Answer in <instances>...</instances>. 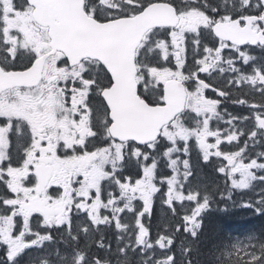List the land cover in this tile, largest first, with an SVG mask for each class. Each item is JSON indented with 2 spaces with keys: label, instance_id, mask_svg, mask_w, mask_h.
Instances as JSON below:
<instances>
[{
  "label": "snow or ice",
  "instance_id": "6c2138e0",
  "mask_svg": "<svg viewBox=\"0 0 264 264\" xmlns=\"http://www.w3.org/2000/svg\"><path fill=\"white\" fill-rule=\"evenodd\" d=\"M237 192L264 218V0H0V264H193Z\"/></svg>",
  "mask_w": 264,
  "mask_h": 264
},
{
  "label": "trees",
  "instance_id": "16d2710c",
  "mask_svg": "<svg viewBox=\"0 0 264 264\" xmlns=\"http://www.w3.org/2000/svg\"><path fill=\"white\" fill-rule=\"evenodd\" d=\"M210 2L218 4L222 0H210ZM190 161L194 172L192 177L194 184L207 185L209 190H212L214 185L222 184L218 174L210 168L211 165L205 164L199 158L195 147L191 149ZM162 171L167 172V169L162 166ZM237 196V202H240L242 196L240 194ZM217 209H220L219 205L214 204L211 210L204 215L200 238L193 245L194 252L191 257L193 264H219L217 251L223 244L229 240L243 239L249 233L261 234L264 232V218L256 217L250 210L246 212V209L237 204L235 207L228 208L227 212ZM161 216L162 212L157 203L151 221L153 230L161 222ZM60 247L63 251L64 246L60 245Z\"/></svg>",
  "mask_w": 264,
  "mask_h": 264
},
{
  "label": "flooded vegetation",
  "instance_id": "af4514ba",
  "mask_svg": "<svg viewBox=\"0 0 264 264\" xmlns=\"http://www.w3.org/2000/svg\"><path fill=\"white\" fill-rule=\"evenodd\" d=\"M211 3V2H210ZM221 3V2H220ZM213 83H219V81L218 80H214L213 81ZM209 95H214L213 93H211L210 91H209V93H208ZM229 109L231 110V105L229 104ZM211 166H210V168H212L213 170H214V172L215 173H217L216 171H215V164H210ZM49 171H59V169H58V167L57 168H53V169H49ZM218 174V173H217ZM218 176L220 177V179L222 180V184L220 185L221 187H223V184H224V180H223V178L218 174ZM238 194H240L241 195V193H239V192H237V193H235L234 194V196H233V200L235 201V206H236V204L239 206V202H237V199H238ZM241 198V197H240ZM225 204H227V209L228 208H232V207H235V206H233V202H231V201H225V202H220L218 205H219V207H220V209H224L225 208ZM216 205V204H215ZM244 209H246V208H244ZM211 209H209L207 212H209ZM246 212H248V209H246Z\"/></svg>",
  "mask_w": 264,
  "mask_h": 264
},
{
  "label": "rangeland",
  "instance_id": "374dc122",
  "mask_svg": "<svg viewBox=\"0 0 264 264\" xmlns=\"http://www.w3.org/2000/svg\"><path fill=\"white\" fill-rule=\"evenodd\" d=\"M192 147H195V144H194V142H192ZM165 169H167L166 167H165ZM170 170L169 169H167V172H169ZM234 240H236V239H234Z\"/></svg>",
  "mask_w": 264,
  "mask_h": 264
},
{
  "label": "bare ground",
  "instance_id": "6f19581e",
  "mask_svg": "<svg viewBox=\"0 0 264 264\" xmlns=\"http://www.w3.org/2000/svg\"><path fill=\"white\" fill-rule=\"evenodd\" d=\"M215 184V183H214ZM160 211V210H159ZM194 252V251H193Z\"/></svg>",
  "mask_w": 264,
  "mask_h": 264
}]
</instances>
